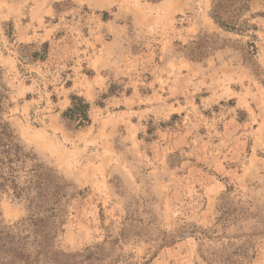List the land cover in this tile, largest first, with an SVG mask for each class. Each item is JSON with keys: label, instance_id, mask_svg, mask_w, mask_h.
<instances>
[{"label": "rangeland", "instance_id": "obj_1", "mask_svg": "<svg viewBox=\"0 0 264 264\" xmlns=\"http://www.w3.org/2000/svg\"><path fill=\"white\" fill-rule=\"evenodd\" d=\"M173 1L153 3L160 12ZM187 1L166 25L139 31L123 19L142 67L111 80L117 94L134 89L135 107L92 114L103 132L64 135L46 127L50 99L64 82L85 77L84 57L98 45L96 35L111 37L110 26L83 0H0V65L9 90L2 117L41 159L87 189L57 238L75 255L71 264H264V17L250 22L259 39L252 67L241 50L250 38L218 28L208 16L212 0ZM250 2L251 13L264 12V0ZM47 5L57 15L44 17ZM203 31L225 41L189 73L176 42ZM13 32L17 40L49 42L40 76L27 73L31 48L13 42ZM148 60L154 72L145 70ZM26 214L24 201L0 193L4 224Z\"/></svg>", "mask_w": 264, "mask_h": 264}, {"label": "trees", "instance_id": "obj_2", "mask_svg": "<svg viewBox=\"0 0 264 264\" xmlns=\"http://www.w3.org/2000/svg\"><path fill=\"white\" fill-rule=\"evenodd\" d=\"M251 9L250 0H212L208 16L222 32L250 38L244 41L241 50L249 65L258 67L256 41L259 39L255 34L258 26L250 22L255 18H263L264 12L251 13ZM100 13L103 20L110 17L107 11ZM220 41L225 40L217 33L203 31V34H197L185 43H176L183 57L201 62L222 48ZM35 46V42L24 44V48L32 49L28 51L25 62L43 61L47 57L48 41L40 42L38 50ZM4 74V68L0 65V193L24 201L27 214L13 225L4 224L0 218V264H71L75 255L61 250L57 238L64 232L73 202L78 197H84L87 189H78L41 159L2 117L9 106V90ZM115 87L113 82L110 83L106 92L95 100V104L103 105L108 96L120 92ZM130 92L131 88L125 90L126 94ZM69 99L70 105L61 113L62 124L70 130L88 125L91 121V104L76 94H71Z\"/></svg>", "mask_w": 264, "mask_h": 264}, {"label": "crops", "instance_id": "obj_3", "mask_svg": "<svg viewBox=\"0 0 264 264\" xmlns=\"http://www.w3.org/2000/svg\"><path fill=\"white\" fill-rule=\"evenodd\" d=\"M56 1V0H54ZM59 1V0H57ZM84 3L89 2L97 11H107V9L112 8V14L110 17L103 21L104 25H109V34L111 37L103 38L101 37L98 40V35H96V41L98 45H93L95 49L85 56L82 65L80 66L81 69H87L88 72L91 74H87V72H82L85 77L82 78H73L75 82L70 84H66L64 82L63 85L59 87V94H54L55 98H51V108L48 110L46 115V127L53 131L54 133H62L64 135L72 134L74 135L76 132L82 131V129L86 128L87 133L89 131H93L96 129L97 133L104 131V129H99L93 123L92 114L103 115L104 113L108 112L109 110H114L115 113L112 116H116L120 112H126V110L131 106L134 108L135 106L131 102L132 98L134 97V89L131 88V92L129 94L121 93L108 96L104 101L103 105H96L95 100L99 93L106 92L109 84L113 81L111 79H116L120 77H125L127 74H131L130 71H137L138 67H142L141 62L137 64L138 55L134 53L132 50L128 48L127 45V33H128V25L123 21L130 20L134 27H137L139 31L143 28H150L153 25H157L158 23L168 24L170 21L176 18L177 15L181 14V12L185 11L188 1L187 0H175L173 1L170 6L166 7L165 10L157 11L156 3L150 2L148 7H140L136 6L134 2L131 0H117L116 2L112 3V0H83ZM143 3V2H139ZM147 3V2H146ZM149 3V2H148ZM159 3V2H158ZM156 6V8H155ZM152 8L156 9L153 10ZM57 9H54L53 5H47L44 9L43 15L44 17H51L53 15H57ZM111 23V24H110ZM172 23V22H171ZM103 32V30H101ZM13 42H22L25 40H17L15 38V33L13 32L12 35ZM47 41L46 38H40V40H28L25 41L26 43L31 42H44ZM89 51V50H88ZM182 56V55H181ZM179 57L182 59L184 64L188 66V72L193 69V67L197 66V63L194 61H190L185 57ZM45 60L40 61H31L27 62L25 66L29 69L27 73L33 76H40L44 72L45 68ZM124 59V60H123ZM128 60L125 62V60ZM206 60V59H205ZM125 63H128L126 65ZM148 65L146 66L147 73H151L150 71L153 70V66L150 60L147 61ZM123 64V65H122ZM69 68V67H68ZM73 67L71 66L70 69ZM144 71V72H146ZM143 72V73H144ZM129 76V75H128ZM134 76V75H133ZM132 87V86H130ZM71 94H76L82 96L85 100H87L91 106L89 110L90 116V123L81 129H76L71 131L67 129L61 121V113L70 105L69 96ZM53 95V94H51ZM57 95V96H56ZM138 95V94H137ZM144 96V94H139L138 97ZM26 97V96H25ZM132 104H131V103ZM102 120V119H101ZM107 120V118H104ZM91 127V128H90ZM96 127V128H95ZM107 142V143H106ZM102 144L104 146H99L98 149H109L110 144L106 140ZM106 145V146H105ZM40 151L43 149L38 148ZM102 150L103 156L105 151ZM45 152H49L45 148ZM98 151V150H97ZM56 152V151H55ZM54 165L57 167H62L63 164L57 163L56 161L53 162Z\"/></svg>", "mask_w": 264, "mask_h": 264}]
</instances>
